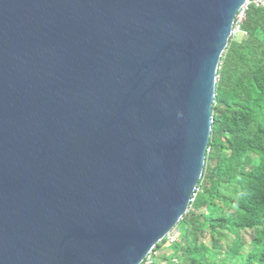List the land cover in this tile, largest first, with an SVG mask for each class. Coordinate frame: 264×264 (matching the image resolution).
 I'll return each mask as SVG.
<instances>
[{"label":"water","instance_id":"1","mask_svg":"<svg viewBox=\"0 0 264 264\" xmlns=\"http://www.w3.org/2000/svg\"><path fill=\"white\" fill-rule=\"evenodd\" d=\"M249 0H0V264H141L188 212Z\"/></svg>","mask_w":264,"mask_h":264},{"label":"trees","instance_id":"2","mask_svg":"<svg viewBox=\"0 0 264 264\" xmlns=\"http://www.w3.org/2000/svg\"><path fill=\"white\" fill-rule=\"evenodd\" d=\"M252 1L218 64L203 173L179 237L153 250L170 248V264H264V8Z\"/></svg>","mask_w":264,"mask_h":264},{"label":"built area","instance_id":"3","mask_svg":"<svg viewBox=\"0 0 264 264\" xmlns=\"http://www.w3.org/2000/svg\"><path fill=\"white\" fill-rule=\"evenodd\" d=\"M253 4H255L256 6L262 7L264 8V0H253L252 1ZM249 5V2L241 9V11L239 12V14L237 15L234 25H233V29H232V36H235L236 33L240 32V25L242 24V21L244 19V15H245V11L247 10V6ZM244 35V34H243ZM245 36V35H244ZM196 192V189L195 191ZM195 195V193H194ZM194 195L192 196V198H194ZM193 199H191L190 202H192ZM176 229V228H174ZM174 229L165 237L167 238V241L169 243H173L177 241L178 238V232H176V234L174 233ZM161 254H158L157 251H151L142 261L141 264H170V262H167L165 260L161 259ZM171 262H173L174 264H176V258L172 257L171 258Z\"/></svg>","mask_w":264,"mask_h":264},{"label":"rangeland","instance_id":"4","mask_svg":"<svg viewBox=\"0 0 264 264\" xmlns=\"http://www.w3.org/2000/svg\"><path fill=\"white\" fill-rule=\"evenodd\" d=\"M235 36H236V38H239L240 33H236ZM234 38H235V37H234ZM210 164H212V163H209V165H210ZM178 229H179V228H178ZM176 232H178V237H179V231H178L177 229H174V233H175V234H176ZM241 235H242V237L244 238V240H246V241H249V240H250V237H251V235H250V231L242 232ZM153 250H154V249H153ZM157 253H158V254H161L163 257H164V256H165V257H169V256H171V255H170V253H171V249L168 248V247L163 246V247H161L160 250H157ZM165 254H166V255H165ZM161 255H160V256H161Z\"/></svg>","mask_w":264,"mask_h":264},{"label":"clouds","instance_id":"5","mask_svg":"<svg viewBox=\"0 0 264 264\" xmlns=\"http://www.w3.org/2000/svg\"><path fill=\"white\" fill-rule=\"evenodd\" d=\"M176 228V227H175Z\"/></svg>","mask_w":264,"mask_h":264},{"label":"crops","instance_id":"6","mask_svg":"<svg viewBox=\"0 0 264 264\" xmlns=\"http://www.w3.org/2000/svg\"><path fill=\"white\" fill-rule=\"evenodd\" d=\"M166 255V254H165Z\"/></svg>","mask_w":264,"mask_h":264}]
</instances>
